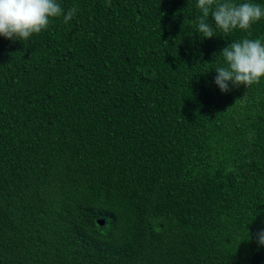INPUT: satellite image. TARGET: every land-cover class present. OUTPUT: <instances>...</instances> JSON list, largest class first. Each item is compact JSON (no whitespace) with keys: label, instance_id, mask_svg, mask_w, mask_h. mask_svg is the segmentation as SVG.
<instances>
[{"label":"trees","instance_id":"obj_1","mask_svg":"<svg viewBox=\"0 0 264 264\" xmlns=\"http://www.w3.org/2000/svg\"><path fill=\"white\" fill-rule=\"evenodd\" d=\"M58 3L0 36V264H264V78L215 83L264 18L207 38L198 0Z\"/></svg>","mask_w":264,"mask_h":264},{"label":"clouds","instance_id":"obj_2","mask_svg":"<svg viewBox=\"0 0 264 264\" xmlns=\"http://www.w3.org/2000/svg\"><path fill=\"white\" fill-rule=\"evenodd\" d=\"M197 7L202 12L198 32L207 38L215 36L217 29L223 33L240 29L250 34L252 25L264 18V7L252 2L198 0ZM76 11L72 8L65 14L58 0H0V36L27 40L46 30L53 18L63 16L64 23H68ZM210 15L214 24L207 22ZM220 55L226 64L215 69V83L222 92L230 91V84L249 87L264 78V41L261 39L232 42ZM255 236L258 245L264 246V229Z\"/></svg>","mask_w":264,"mask_h":264}]
</instances>
